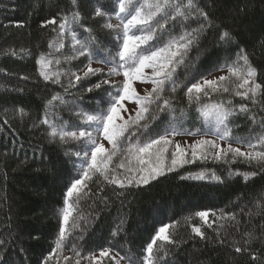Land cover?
Here are the masks:
<instances>
[{"label": "trees", "instance_id": "trees-1", "mask_svg": "<svg viewBox=\"0 0 264 264\" xmlns=\"http://www.w3.org/2000/svg\"><path fill=\"white\" fill-rule=\"evenodd\" d=\"M198 6L208 13V21L196 17L182 26L178 21L172 35L184 30L206 26L198 46H193L184 64L176 69L175 80L181 87L175 93L167 86L164 96L171 97L175 108L174 113H162L161 121L151 125V138L163 135L171 117L177 118L178 131L201 129L205 135L211 126L199 118L196 105L189 106L185 96V84L195 83L201 77L208 78L216 73L227 72L226 69L216 71L215 68L237 58V54H246L253 67L257 69V81L264 85V0H196ZM97 6L104 11L114 7L112 0H0V258L2 264H42L58 235V217L55 214L63 205L66 188L76 175L75 157L67 152L80 151V145H61L47 136V126L39 122L44 118L45 103L54 94H61L67 102L83 96L78 100L79 107L88 111L97 109L103 92L87 93L90 85L71 88L64 92L68 78L63 77V86L45 82L38 72L36 59L41 53L49 52L48 41L55 33L51 25L41 27V22L57 17L58 14H71L78 11L83 24L93 30L105 43L115 38V33L108 35L103 29V17H94ZM20 22L22 27H17ZM112 23H116L112 19ZM210 25V26H208ZM83 36V29H76ZM232 37L228 43L219 40L223 31ZM81 37V38H82ZM70 45V40L68 41ZM24 51L21 52L20 50ZM15 50L17 54L11 55ZM60 59L71 56L70 47L62 50ZM59 55V54H56ZM103 53H99V58ZM93 63L97 67L107 66ZM88 60L80 57L71 63H62L57 67L71 69L82 74ZM199 73V74H197ZM195 75V78L191 77ZM106 77L97 76L91 84ZM114 77H111L113 80ZM232 99L234 105L245 103L248 113L237 112L230 118L229 127L234 136L248 137L249 134L262 133L260 121L264 119V94H258L253 104L240 97L229 95H213L208 100ZM58 103V102H57ZM107 107L106 104L103 105ZM23 108L26 115H18L16 109ZM186 115L181 117L180 110ZM75 110V109H73ZM51 111V109H50ZM65 122L79 121L72 116L67 108L58 106L54 109ZM152 112L157 111L155 105ZM255 116L256 123L252 117ZM51 118V117H50ZM151 119V117H149ZM7 121V123H5ZM146 138V137H145ZM135 140V137H133ZM232 144L246 147L244 143L232 141ZM247 148V147H246ZM261 150V149H257ZM77 166L79 162L77 161ZM119 163V158L115 161ZM114 166V165H113ZM251 173L256 175L248 182L242 177L229 173ZM118 174L123 170H117ZM204 172L206 178L201 181L187 179L189 174ZM215 173L222 182L211 179ZM182 177H184L182 179ZM84 195L79 197L73 215L79 227L70 228V236L65 240L63 256L71 259L68 264H75L73 247L87 256L92 253L99 256L102 248H111L113 254L120 256L135 255L140 257L142 250L150 241L155 231L162 224L178 222L170 229L176 244L167 245V255L160 251L162 257L159 264H264V208H257L256 201L264 194V164L255 161L249 163L244 158L228 162L213 159L196 160L175 171L166 173L148 185L127 189L106 184L102 177H94L88 182ZM120 193H123L122 195ZM215 211L217 216L222 212L233 213L236 221L215 220L209 217L212 227L203 224L199 218L191 223L185 217L197 211ZM122 230L113 236V230L121 224ZM200 226L207 239H201L191 232V227ZM217 231L219 235H217ZM246 232H253L256 239L245 245ZM223 241L220 243L219 241ZM246 247L248 250L236 253L235 247ZM255 256L256 259L252 257ZM57 264V260L49 261ZM59 264H65L63 259ZM84 264H88L84 261ZM103 264H114L105 258ZM125 264V261H121Z\"/></svg>", "mask_w": 264, "mask_h": 264}, {"label": "snow or ice", "instance_id": "snow-or-ice-1", "mask_svg": "<svg viewBox=\"0 0 264 264\" xmlns=\"http://www.w3.org/2000/svg\"><path fill=\"white\" fill-rule=\"evenodd\" d=\"M112 3L114 7L109 11L97 6L93 13L94 17L105 19L102 28L108 30L109 36L115 33V38L107 41L111 47L106 46L92 29L84 26L78 11L58 14V24L57 17L41 22V27L53 26L52 31L55 35L48 41L50 51L41 53L36 59L39 76L45 82L61 86L64 83L62 78L67 77L68 85L64 87L65 93H69L71 88L88 83L90 86L85 89L87 93L99 91L106 94V97L98 101L100 106L92 111L79 107L78 100H83V96L67 102L63 95L54 94L45 103L44 118L39 123L47 126V136L53 142L58 140L61 145H80L81 150L74 152L70 150L66 153L69 157H75L73 163L74 167H77L76 175L79 178L73 179L66 188L63 205L55 213L59 222L58 235L54 241L55 246L44 257L42 264H49L53 259L59 264L61 258L65 264H68L71 259L69 256H63L62 253L65 240L71 234L69 225L71 224L72 228L79 227L73 215L76 204L72 201L73 198L78 201L81 195L86 194L88 182L94 177H102L106 184L127 189L133 185L136 187L148 185L166 173L194 163L196 160L211 158L215 161L228 162L231 156L233 160L244 158L249 163L255 161L257 164H264V127L261 134L255 136L249 134L248 137L234 136L229 127L230 118L237 112L245 114L249 112L247 104L234 105L232 99H209L208 102L202 103V98H210L213 95L240 97L241 100H248L253 104L257 102L258 94H264V85L257 81V69L251 65L246 54H237V58L231 62L226 59L214 69L216 71L226 69V75L214 79L202 76L201 80L184 85L189 106L195 103L199 118L205 123L210 122L211 126L206 129L205 135H211L213 139L201 137L192 142L175 140L178 135H200L201 129L195 132L178 131L177 118L174 115L164 134L151 138L149 135L152 130L151 125L161 121V114L175 112L172 98H166L164 92L168 85H171L172 93L181 87L175 80L176 69L184 64L193 46L199 45L201 35L206 28L204 24L191 30L184 27L180 34L172 35L175 26L178 21L185 26L188 21L196 17L208 21V13L198 6L196 0H112ZM72 4L77 6V0H72ZM113 18L116 23H112ZM16 26L22 27L23 24L18 22ZM77 28L83 29L87 35L82 37ZM231 39L230 33L226 30L219 37L224 43L230 42ZM69 40L70 45H68ZM66 46L70 47L72 55L64 56L62 61L60 55L63 54L62 50ZM101 52L103 57L99 58ZM16 54L15 50L11 51V55ZM80 57L88 60L82 74L63 67L53 70L54 64L60 66ZM94 60L107 66V71L105 72L103 67H93ZM97 76L106 78L91 84V80ZM111 77H122V80L113 81ZM191 78L194 79L195 75ZM134 82L150 83L152 87L140 95L134 87ZM104 104L107 107H104ZM129 104L134 105V108L130 109ZM153 105L157 107L156 112L151 111ZM58 106L67 108L79 124L63 121L54 111ZM16 112L18 115H26L23 108L16 109ZM122 112L128 113L127 118ZM180 115L181 117L186 115L184 109L180 110ZM252 121L256 123L255 116L252 117ZM260 123L264 126V119ZM102 141H106L109 147H106ZM219 141L225 142L226 147H222ZM232 141L244 143L248 150L242 151L240 147H233ZM117 158L119 163H115ZM117 170L123 172L118 174ZM229 175L242 177L248 182L256 173L237 171L230 172ZM205 178L204 172L189 174L187 177L197 181ZM211 179L222 182L221 177L214 172L211 174ZM256 207L264 208V194H261V199L256 201ZM210 216L215 218L213 223L215 220L236 221L237 225L239 223L233 213L222 212L217 216L215 211L210 210L197 211L185 217V221L191 223L194 218H199L203 224L212 227V223H209ZM123 223L122 220L113 230V236L118 235L122 230ZM177 223L173 221L171 224H162L143 248L139 258L135 255L120 256L119 252L113 254L111 248L100 249L99 256L92 253L84 256L73 247L75 264H84V261L88 264H103L105 258L113 261L114 264H121V261H125V264H159L162 257L157 254L164 251L167 255V245L177 243L170 231ZM191 232L201 239L208 238L200 226L193 225ZM217 235H219L218 231ZM244 235L247 237L244 241L245 245L256 239L253 232H246ZM261 236L264 237V230ZM219 242L223 243L222 240ZM247 250L246 247H235L236 253ZM252 258L256 259L255 256Z\"/></svg>", "mask_w": 264, "mask_h": 264}, {"label": "rangeland", "instance_id": "rangeland-1", "mask_svg": "<svg viewBox=\"0 0 264 264\" xmlns=\"http://www.w3.org/2000/svg\"><path fill=\"white\" fill-rule=\"evenodd\" d=\"M116 22V20H115ZM92 66L93 67H97V64L96 63H92ZM104 69H106V67H103ZM227 72H221V73H216V74H213L212 76L208 77L207 79H214L216 77H219L221 75H226ZM119 80H122V77H114L113 78V81H119ZM134 87H136L137 91L139 92L140 95H143L145 90H150L151 89V84H144V83H140V82H134ZM128 107L130 109L134 108V105H131L129 104ZM134 114V113H132ZM122 115L125 116V118H127V115L128 113H123L122 112ZM95 134V133H94ZM201 137H204V138H208V139H213L214 137H212L211 135H202V136H186V135H178L176 136L174 139L177 140V141H187V142H192L194 140H197V139H200ZM105 143V146L106 147H109V145L107 144L106 141H102ZM219 143L221 144L222 147H226V144L225 142L223 141H219ZM233 147H240L242 151H247L248 149L246 147H243V146H239V145H236V144H232ZM90 154V153H89Z\"/></svg>", "mask_w": 264, "mask_h": 264}]
</instances>
